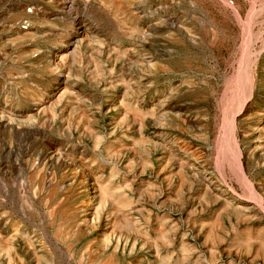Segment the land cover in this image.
Segmentation results:
<instances>
[{"label":"rangeland","instance_id":"obj_1","mask_svg":"<svg viewBox=\"0 0 264 264\" xmlns=\"http://www.w3.org/2000/svg\"><path fill=\"white\" fill-rule=\"evenodd\" d=\"M0 252L264 264V0H0Z\"/></svg>","mask_w":264,"mask_h":264},{"label":"bare ground","instance_id":"obj_2","mask_svg":"<svg viewBox=\"0 0 264 264\" xmlns=\"http://www.w3.org/2000/svg\"><path fill=\"white\" fill-rule=\"evenodd\" d=\"M251 15H252V14H251ZM74 32H75V31H74ZM72 35H73V34H72ZM66 37H69V35H67ZM57 50H58V49H57ZM248 54H249V53H248ZM52 57H53V54H52ZM54 57H56V55H54ZM78 57H79V56H78ZM241 59H242V58H241ZM249 62H250V61H249ZM250 63H251V62H250ZM250 63H249V64H250ZM243 65H244V64H243ZM244 66H245V65H244ZM244 66H243V67H244ZM240 71H241V70H240ZM240 75H241V74H240ZM240 75H239V76H240ZM244 79H246V78L244 77ZM247 79H248V78H247ZM251 80H252V79H251ZM236 82H237V81H236ZM237 84H238V83H237ZM237 84H236V85H237ZM242 85H243V84H242ZM54 87H55V86H54ZM235 87H236V86H235ZM246 87H247V86H246ZM242 88H243V87H242ZM236 89H237V88H236ZM245 89H247V88H245ZM241 90H242V89H241ZM239 92H240V91H239ZM242 92H243V91H241V93H242ZM238 94H240V93H238ZM244 94H245V93H244ZM238 97H239V96H238ZM244 101H245V100H244ZM247 101H248V100H247ZM238 102H240V101H237V105H238ZM245 103H246V102H245ZM237 107H238V106H237ZM234 119H235V118H234ZM255 124H256V123H255ZM235 126H236V125H235ZM228 129H229V128H228ZM234 132H235V131H234ZM236 135H237V134H236ZM229 140H230V139H229ZM229 142H230V141H229ZM237 144H238V143H237ZM228 154H229V153H228ZM231 156H232V155H231ZM231 156H230V157H231ZM241 162H242V161H241ZM237 170H238V169H237ZM241 180H242V179H241ZM244 182H245V181H244ZM248 182H249V181H248ZM250 185H251V184H250ZM249 187H250V186H249ZM251 189H252V187H251ZM252 192H253V191H252ZM55 198H56V197H55ZM88 203H89V202H88ZM87 207H88V206H87ZM89 226H90V225H89ZM59 235H60V234H59ZM61 240H62V239H61ZM60 244H61V243H60ZM122 244H123V243H122ZM132 244H133V243H132ZM126 245H127V244H126ZM0 253H1V252H0ZM83 259H84V258H83ZM82 261H83V260H82Z\"/></svg>","mask_w":264,"mask_h":264},{"label":"built area","instance_id":"obj_3","mask_svg":"<svg viewBox=\"0 0 264 264\" xmlns=\"http://www.w3.org/2000/svg\"><path fill=\"white\" fill-rule=\"evenodd\" d=\"M27 28V27H26Z\"/></svg>","mask_w":264,"mask_h":264}]
</instances>
